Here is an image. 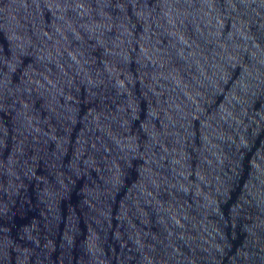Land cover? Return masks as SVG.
Here are the masks:
<instances>
[{
  "label": "water",
  "instance_id": "water-1",
  "mask_svg": "<svg viewBox=\"0 0 264 264\" xmlns=\"http://www.w3.org/2000/svg\"><path fill=\"white\" fill-rule=\"evenodd\" d=\"M0 264H264V0H0Z\"/></svg>",
  "mask_w": 264,
  "mask_h": 264
}]
</instances>
